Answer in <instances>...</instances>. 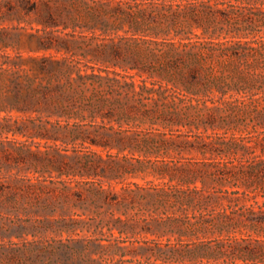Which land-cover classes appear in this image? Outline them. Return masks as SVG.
Here are the masks:
<instances>
[{
	"label": "rangeland",
	"instance_id": "obj_1",
	"mask_svg": "<svg viewBox=\"0 0 264 264\" xmlns=\"http://www.w3.org/2000/svg\"><path fill=\"white\" fill-rule=\"evenodd\" d=\"M0 54L41 97L0 139L55 161L11 215L41 264H264V0H0Z\"/></svg>",
	"mask_w": 264,
	"mask_h": 264
},
{
	"label": "trees",
	"instance_id": "obj_2",
	"mask_svg": "<svg viewBox=\"0 0 264 264\" xmlns=\"http://www.w3.org/2000/svg\"><path fill=\"white\" fill-rule=\"evenodd\" d=\"M46 7L47 14L43 16V23H56L50 4H46ZM37 8L36 5L28 9V11L37 10ZM179 42L185 46L189 44L183 41ZM93 52L101 60L109 63H112L113 59H118L121 56V49L115 47L106 49L102 48V46H97L93 49ZM3 56L0 54V59ZM6 63L7 61H3L0 64V78L10 71V68L4 66ZM112 64L122 67L119 63ZM45 66L42 65L41 70H45ZM128 68L136 69L139 67L138 65H132ZM158 69L161 72L167 71L165 67ZM115 70L114 72L122 74ZM124 75L134 78L136 75H140V71L134 75L128 73H124ZM86 76L88 75H79L80 78ZM11 82L14 84V87L9 89L5 97L2 94L0 95V112L12 110L21 112L37 111V106L41 101V97L38 96L39 90L33 88L31 84L22 83L17 77L13 78ZM132 84L134 85L135 83L133 82ZM4 119L10 121L11 117H4ZM17 123V120H15V125L8 122L5 124L0 122V135L11 133L13 136H26L27 133L24 131V127ZM6 144H9L10 147L7 148ZM34 146L37 150L32 149V144L19 141L16 138L11 139L6 137L0 139V264H30L29 261H32L34 264H41L43 262L39 252H36V246L39 245L41 240L28 239L29 235H38L37 228L17 223L11 216L12 214L18 215L19 213L30 214L36 212L31 211V209L34 207L32 196L37 193V183L49 179H42L43 175L28 177L25 173L41 172L39 166H52L55 162L48 153L39 149L40 144H35ZM179 186H171L162 190L167 201H178L179 199L176 197L189 190V188H185L180 184Z\"/></svg>",
	"mask_w": 264,
	"mask_h": 264
}]
</instances>
